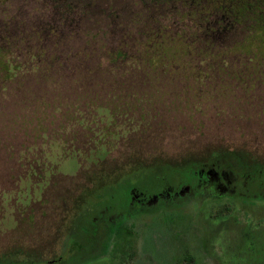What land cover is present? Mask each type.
Instances as JSON below:
<instances>
[{
  "label": "rangeland",
  "instance_id": "374dc122",
  "mask_svg": "<svg viewBox=\"0 0 264 264\" xmlns=\"http://www.w3.org/2000/svg\"><path fill=\"white\" fill-rule=\"evenodd\" d=\"M195 9L0 0V264H264V15L205 48Z\"/></svg>",
  "mask_w": 264,
  "mask_h": 264
},
{
  "label": "flooded vegetation",
  "instance_id": "af4514ba",
  "mask_svg": "<svg viewBox=\"0 0 264 264\" xmlns=\"http://www.w3.org/2000/svg\"><path fill=\"white\" fill-rule=\"evenodd\" d=\"M181 1H184V0H181ZM170 3L171 2L168 0L167 1L168 6L171 5ZM193 4L197 5V9H195L197 20L194 23L195 24L194 32L196 33L194 35L193 40H191L190 42L192 45L196 44L197 46H201L205 48L226 46L229 41H232L235 33L248 30V35L245 37V39L241 42L237 41L238 43L237 46L239 47V49L240 47H244L245 45L249 43L250 39L255 36V32H256L255 27L253 26L254 23H248V22L251 21V18L254 19V15L256 11H260L262 12L261 14L264 15V0H194ZM169 9L171 10V8ZM255 21L258 23V25L261 24L260 26L264 24V19L262 20V22H260L259 19ZM250 26H253V28L249 29ZM38 27L39 29L36 30V33L38 34L39 37L41 35L45 36L49 34L51 37V34L56 35V33L60 30L62 26L59 27L56 25H47V26H38ZM65 27H66L64 28L65 30H67L68 28H71L72 30L74 29L73 25H67ZM171 28L172 26H169V25H163V26L157 25L156 28L153 29L152 36L154 39H152L150 44L153 45L154 47L155 44L156 45L162 44L165 46V44L169 45L172 43H178L179 46L185 47L186 41H187V37H186L187 35H185L184 27L181 28V30H179L180 33L178 34V38H179L178 40H176L174 37L169 36L170 34L169 32ZM72 30H69V31H72ZM159 37L163 39L160 43H159ZM181 42L183 44H181ZM34 58L35 57L32 56L31 61H33ZM212 58L217 59L216 62H219V63L226 62L227 64L226 59L223 57H212ZM234 59L236 60L235 63H238L240 65H238L237 66L238 68L234 71L230 70L229 68L228 69L232 72V74L237 75L238 77H240V79H242L241 83L244 84L243 92L245 94H248L245 90L247 88V83H249L250 81L249 80L250 77H253L252 79L258 80L257 78H259V75H261L259 73H263V71L259 72L260 68L257 64H252L248 60L242 57H235ZM210 74L212 77L211 80L213 81H217V80L237 81L236 79L232 80L229 78L218 77L219 72H216L215 74H212V73ZM150 79L152 80L153 78H150ZM154 90H155V94H161L160 93L161 89H159V87H156ZM224 90L229 91L231 89H229V87H226ZM185 94L186 92L184 93V95ZM128 95L134 97L135 95H138V93L131 92V93H128ZM114 99H116L117 103L120 105L122 113H124L125 116H127V118L130 121L136 120L134 116L127 115L126 110L124 111L123 106L121 105V100H120L121 98L119 99L118 96L114 95L113 101H115ZM112 104L113 102L111 104H104V105H109L111 107L110 109L112 110ZM77 107L83 113H85L87 117L89 116L91 117L93 115L92 113H90V115L88 116V114L85 111H83L78 105ZM135 107L140 108L141 111L144 112L143 104H141L140 106L136 104ZM88 108L91 109L89 106ZM89 111L92 112V109ZM155 112H156V109H155ZM141 117L143 116L141 115ZM156 117H157L156 113H151L150 118H153L152 121H154ZM89 124H93V123H91V121L88 119V122L82 126L87 127ZM154 124H155V121H154ZM95 125L97 126L98 124H95ZM232 152L233 154L236 153L235 151H232ZM179 154L180 153L176 155H179ZM155 155H158V154H155ZM164 155H168V153H165Z\"/></svg>",
  "mask_w": 264,
  "mask_h": 264
},
{
  "label": "trees",
  "instance_id": "16d2710c",
  "mask_svg": "<svg viewBox=\"0 0 264 264\" xmlns=\"http://www.w3.org/2000/svg\"><path fill=\"white\" fill-rule=\"evenodd\" d=\"M152 2H155L156 4H165L168 0H151ZM171 3L176 0H169ZM189 2L193 5L194 0H189ZM170 3V4H171Z\"/></svg>",
  "mask_w": 264,
  "mask_h": 264
}]
</instances>
